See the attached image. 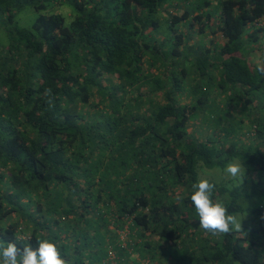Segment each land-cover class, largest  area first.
I'll return each mask as SVG.
<instances>
[{
  "label": "trees",
  "instance_id": "1",
  "mask_svg": "<svg viewBox=\"0 0 264 264\" xmlns=\"http://www.w3.org/2000/svg\"><path fill=\"white\" fill-rule=\"evenodd\" d=\"M263 52L264 0H0V241L67 264L264 262V206L213 236L191 201L236 158L250 190L208 179L213 202L236 217L264 194Z\"/></svg>",
  "mask_w": 264,
  "mask_h": 264
},
{
  "label": "clouds",
  "instance_id": "2",
  "mask_svg": "<svg viewBox=\"0 0 264 264\" xmlns=\"http://www.w3.org/2000/svg\"><path fill=\"white\" fill-rule=\"evenodd\" d=\"M225 171L237 177L242 172V163H229ZM214 187L208 179H200L193 185L191 201L199 216L200 228L213 236L229 233L233 229L240 231L238 219L228 213L222 202H213ZM0 264H67V261L61 258L56 245L48 240L40 241L35 249L30 244L21 248L14 241H0Z\"/></svg>",
  "mask_w": 264,
  "mask_h": 264
},
{
  "label": "rangeland",
  "instance_id": "3",
  "mask_svg": "<svg viewBox=\"0 0 264 264\" xmlns=\"http://www.w3.org/2000/svg\"><path fill=\"white\" fill-rule=\"evenodd\" d=\"M30 14H32V13L30 12ZM34 17H35V14L33 15V17L30 15V18H29L30 21H26L25 20L24 21V24L26 26L31 25ZM261 111L264 112V107L260 109V112ZM237 161H239V162L242 163V160L239 159V158L233 159L229 163H234V162H237ZM226 166L224 168H222V169H220V168H213V169L204 170V171L201 172V174H203L202 175L203 178H208L210 181H213L214 183H218V184H220V183H228L230 180H234V181L238 182V185L239 184H242L243 191H245L247 189L250 190V188L252 186V182L249 180V178H247V180H245L246 177L243 179V174L245 172L243 165H242V172L237 177H232L229 174H227V172L225 171ZM253 177H255V176H253ZM254 180L256 181L254 183L257 184V179L255 178ZM238 204L244 209L242 212H240V213H238L236 215V218L238 219V221L240 223H242V224H247V223H250V222L253 223V224H257L258 223L257 221H259V220L258 219H254L251 216V214L248 211H246V209L248 207H253V208L263 207L264 206V194H262L260 192L258 195L252 196L248 200H246L245 198H243L240 202L238 201ZM109 229H113V227L110 226ZM90 235H93L92 230L90 232ZM119 235H120L119 240L125 238V234L124 233H121ZM150 240L151 241H155L156 240V237H151ZM261 264H264V262L262 261Z\"/></svg>",
  "mask_w": 264,
  "mask_h": 264
},
{
  "label": "crops",
  "instance_id": "4",
  "mask_svg": "<svg viewBox=\"0 0 264 264\" xmlns=\"http://www.w3.org/2000/svg\"><path fill=\"white\" fill-rule=\"evenodd\" d=\"M263 54H264V52H263ZM253 56H255V55H253ZM260 56H262L261 53H259L258 55L255 56L256 57V62L260 61L259 60L260 59Z\"/></svg>",
  "mask_w": 264,
  "mask_h": 264
},
{
  "label": "built area",
  "instance_id": "5",
  "mask_svg": "<svg viewBox=\"0 0 264 264\" xmlns=\"http://www.w3.org/2000/svg\"><path fill=\"white\" fill-rule=\"evenodd\" d=\"M109 255H111V253H109Z\"/></svg>",
  "mask_w": 264,
  "mask_h": 264
}]
</instances>
